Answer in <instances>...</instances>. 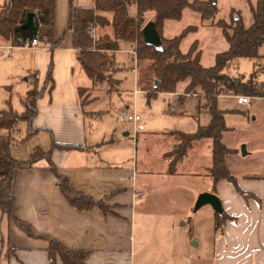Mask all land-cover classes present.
<instances>
[{
  "label": "crops",
  "instance_id": "0c3cea01",
  "mask_svg": "<svg viewBox=\"0 0 264 264\" xmlns=\"http://www.w3.org/2000/svg\"><path fill=\"white\" fill-rule=\"evenodd\" d=\"M248 1L252 6H255L257 2V0ZM70 2L75 8L93 9L95 7L94 0H55L53 39L55 42L60 41L57 48L50 51L44 47L20 46L21 50L31 55L32 62L28 69L32 78L34 75L37 76L38 88L44 73L48 71L49 65H52L54 86L50 93L44 92L37 100V114L32 127L39 130L35 138L40 133L49 135L47 151L50 150L53 142L57 145L80 147L79 150L70 151L55 149L52 151L51 161L58 175L67 180L74 192L95 203H102L104 210L98 207L88 210L72 207L57 187L56 179L45 161L36 163L30 169L15 171L12 181V215L17 221L30 227L32 237L18 229L6 215L0 212V264H50L47 255L49 240L56 241L70 251L89 252L86 264L130 263L131 242L134 240L133 219L138 202L137 197L142 195L134 185L136 181L134 171L137 168H130L122 161H118L114 153L110 154L105 150L115 146L110 131L89 133L91 124L89 118H100L104 112L88 110L93 102L83 109L80 107L81 99L77 91L79 88L74 84L73 72L79 64L76 51L72 46L71 33H67L64 37ZM5 4L6 0H0V5ZM131 9L135 15V8ZM232 10L236 11L234 8ZM167 27L173 30L172 25ZM165 29L166 25L163 35ZM164 37L171 39L175 36L168 34ZM120 45V52H129L133 55V50L128 47L132 46L134 49V45L126 43H120ZM237 63L238 60L236 65ZM82 89L89 92L91 90ZM184 98L186 96H180L179 100L183 101ZM225 98L236 101L235 96H220L217 99V108L219 99ZM255 99L264 101V98ZM251 100L254 99L250 98ZM255 121L256 118L251 122ZM226 128L229 129L227 132L232 131L231 128L227 126ZM244 132L253 142V147L264 149V114L261 115L258 126L253 128L247 124ZM168 136L170 137L168 149L162 154L164 167L158 173L148 172L147 174L169 177L179 175L177 172L179 163L176 165L174 174L168 173L170 160L164 155L175 146L173 138ZM208 144L210 164L200 166V169L196 170V173L200 175H207L206 170L211 166V141L205 139L196 144L200 146V149ZM235 178L239 188L253 197L246 201L225 181L219 182L216 186L214 195L220 200L222 210L232 220L226 221L221 228L215 230L213 217L211 263L264 264V178L246 175ZM205 191L200 190L198 193ZM207 192L212 193L211 188ZM199 244L197 241L194 246ZM54 263L62 264L59 257L55 258Z\"/></svg>",
  "mask_w": 264,
  "mask_h": 264
},
{
  "label": "rangeland",
  "instance_id": "374dc122",
  "mask_svg": "<svg viewBox=\"0 0 264 264\" xmlns=\"http://www.w3.org/2000/svg\"><path fill=\"white\" fill-rule=\"evenodd\" d=\"M216 5V19L229 23L231 9L234 8L240 12L244 26L251 25L248 0H217ZM129 13L134 16L133 9L130 8ZM165 25V36H177L189 26L197 27L195 32L185 36L180 51L186 53L197 41L203 67L212 66L215 55L226 49L220 29L202 25L199 16L190 11L184 12L180 21L167 22ZM170 25L173 30L167 27ZM126 44L135 47V44ZM128 48L134 52L132 46ZM21 49L14 47L10 54H5L4 47L0 46V111L10 108L18 115L24 111L22 101L33 80L28 69L32 62L31 55ZM260 55L262 57L257 61L258 80H264V48L260 49ZM113 61L115 71L112 77L117 80V84L103 82L93 85L80 66H76L73 72L74 84L78 88L91 89L80 98H85L88 104L93 102L88 110L104 112L100 118H89V133L110 131L115 146L105 150L114 153L118 161L130 168H137L134 171V185L142 195L137 197L129 264H212L214 211L210 206L194 211L195 200L201 194L198 192H207L211 188L207 175L196 173L200 166L210 164L209 144L201 149L196 145L190 151L183 162L177 165L178 176L147 174L158 173L164 167L162 154L168 149V133L192 134L198 126L208 125L210 114L206 109L197 108L196 98L186 96L183 101L179 100L183 96L182 84L177 93L148 96L140 80L141 76H146L144 71L148 63H137L132 53L119 51L114 54ZM254 64V60L239 59L236 68L233 66L229 73L248 78L254 70ZM46 73L40 87L45 83ZM147 86H153L151 80ZM218 109L226 112V126L232 129L222 137L223 145L232 151L226 163L231 174L235 177L246 175L264 178V149L253 147V142L244 132L247 124L253 128L258 126L264 114V101L254 99L249 105H237L231 98L219 99ZM123 112L137 114L144 130L136 132L133 123L120 116ZM255 118L256 121L251 122ZM28 133L24 121H18L10 131L0 130V136L9 135L15 143L11 150L12 158L17 161H26L36 147L44 151L49 149L48 134L40 133L36 138L34 136L23 141ZM173 141L176 143V140ZM242 147L246 155H242ZM197 241L199 246H194Z\"/></svg>",
  "mask_w": 264,
  "mask_h": 264
},
{
  "label": "trees",
  "instance_id": "16d2710c",
  "mask_svg": "<svg viewBox=\"0 0 264 264\" xmlns=\"http://www.w3.org/2000/svg\"><path fill=\"white\" fill-rule=\"evenodd\" d=\"M95 7L75 8L69 5L68 22L64 37L72 35V46L76 51L79 66L93 85L106 82L116 83L112 74L114 53L119 51L120 43L135 44V61L148 63L145 75L141 76V86L148 96L157 93H177L182 84L183 96L197 98V108L206 109L210 114V121L206 126H198L192 134L172 132L170 135L176 140L172 150L164 155L169 159L168 173L176 172V165L193 149L194 145L205 139L211 141V166L206 170L211 181V192L216 194L219 182L229 183L235 192L246 201L253 196L243 192L236 178L226 166V158L232 154L222 143L223 134L229 131L225 126V111L217 108L220 96H247L251 99L264 98V81L258 80V64L261 59L260 49L264 48V0H257L255 6L249 4L252 23L245 27L239 12L231 11L230 21L226 23L216 19L218 9L216 0H94ZM55 0H6L0 5V46L9 45L20 47L32 39L48 44L50 51L57 48L60 41L53 39ZM135 8V15H129V9ZM190 11L199 16L205 26H215L226 42V49L217 53L214 64L203 67L200 61L198 42L195 41L186 53L180 51L185 36L195 32L197 27L189 26L181 34L168 39L163 35L167 22H178L183 13ZM27 13L36 15V25L33 33L21 30L19 27L25 22ZM151 19L155 22L156 30L162 41V50L158 51L145 45L142 28ZM38 23L42 26L39 28ZM95 30V40L90 38L88 31ZM255 61L254 70L248 78L241 74H230L239 59ZM233 70V69H232ZM153 86H147L148 81ZM158 85L155 87V82ZM32 86L22 101L24 111L20 115L12 109L0 111V130H12L18 121L26 122L29 133L23 141L34 137L39 130L32 127L37 114L36 102L44 92L53 89L52 65L47 71L45 83L38 88L37 76H33ZM115 85V84H114ZM79 98L87 92L79 88ZM85 98L80 100L83 109L88 103ZM15 145L9 135L0 136V212L7 216L18 229L32 237L28 225L17 221L12 215V181L13 173L17 170L32 168L36 163L45 161L56 179V185L66 201L74 208L88 210L98 207L104 210L102 203H95L89 198L74 192L66 179L60 177L51 161L52 151L79 150L77 146H65L52 143L49 151L35 148L26 161H17L10 152ZM232 220L223 210L222 214H214V228L218 230L226 221ZM47 255L50 264H55L59 257L62 264H86L89 256L87 251H70L53 240L48 241Z\"/></svg>",
  "mask_w": 264,
  "mask_h": 264
},
{
  "label": "water",
  "instance_id": "95a60500",
  "mask_svg": "<svg viewBox=\"0 0 264 264\" xmlns=\"http://www.w3.org/2000/svg\"><path fill=\"white\" fill-rule=\"evenodd\" d=\"M34 13H27L25 22L19 27L21 30H27L30 33H33L34 31ZM155 22L153 19H151L149 22H147L144 27L142 28V36L145 45L150 46L154 48L155 50L161 51L162 50V41L161 38L156 30ZM158 85V82L156 81L154 86L156 87ZM246 151L245 148L242 147V155H245ZM209 205L213 211L221 215L222 214V206L221 202L218 199V197L212 193L204 192L198 195L196 201H195V207L194 211H197L203 206Z\"/></svg>",
  "mask_w": 264,
  "mask_h": 264
},
{
  "label": "built area",
  "instance_id": "2783aa9c",
  "mask_svg": "<svg viewBox=\"0 0 264 264\" xmlns=\"http://www.w3.org/2000/svg\"><path fill=\"white\" fill-rule=\"evenodd\" d=\"M36 25V15L34 18V26ZM42 26L41 23H38V27L40 28ZM88 35L90 36V38L94 39L95 38V30L93 28H91L88 31ZM5 49V54H9V51L12 49L11 46H3ZM22 47L24 48H39V47H44L47 49H50V47L48 46V44H45L43 42H40L38 39H32L31 41H28L26 43H24L22 45ZM133 55L135 56V52H133ZM237 104L239 105H247L250 102V98L247 96H236L235 97ZM122 118H125L127 121H130L133 123L135 131H141L143 130V126L140 124V117L135 114H126L125 112L121 113L120 115Z\"/></svg>",
  "mask_w": 264,
  "mask_h": 264
}]
</instances>
